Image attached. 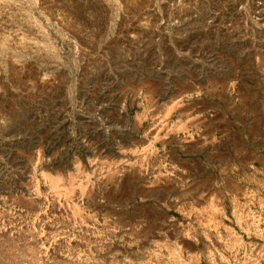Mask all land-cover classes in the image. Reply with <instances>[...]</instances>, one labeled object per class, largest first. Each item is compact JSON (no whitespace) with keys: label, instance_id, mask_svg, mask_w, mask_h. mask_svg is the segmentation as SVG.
<instances>
[{"label":"rangeland","instance_id":"rangeland-1","mask_svg":"<svg viewBox=\"0 0 264 264\" xmlns=\"http://www.w3.org/2000/svg\"><path fill=\"white\" fill-rule=\"evenodd\" d=\"M256 67L264 0H0V264H264V176L176 150L186 83Z\"/></svg>","mask_w":264,"mask_h":264},{"label":"crops","instance_id":"crops-1","mask_svg":"<svg viewBox=\"0 0 264 264\" xmlns=\"http://www.w3.org/2000/svg\"><path fill=\"white\" fill-rule=\"evenodd\" d=\"M257 67L252 69L253 75L237 73L242 92L239 87L229 94L230 87L222 80L217 87H222L228 97H204L202 87L192 80L179 95L189 98L180 112L181 120L198 135L190 146L176 148L186 170L189 158L196 159L202 170L195 171L191 164L194 171H188L192 182L233 183L238 194H252L251 183L264 176V68ZM252 76L262 80L259 89L252 84L256 81Z\"/></svg>","mask_w":264,"mask_h":264}]
</instances>
